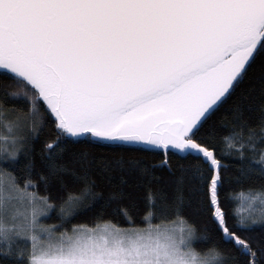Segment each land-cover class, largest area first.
Returning a JSON list of instances; mask_svg holds the SVG:
<instances>
[{
    "label": "snow or ice",
    "instance_id": "obj_1",
    "mask_svg": "<svg viewBox=\"0 0 264 264\" xmlns=\"http://www.w3.org/2000/svg\"><path fill=\"white\" fill-rule=\"evenodd\" d=\"M257 202L264 0H0V264H264Z\"/></svg>",
    "mask_w": 264,
    "mask_h": 264
},
{
    "label": "trees",
    "instance_id": "obj_2",
    "mask_svg": "<svg viewBox=\"0 0 264 264\" xmlns=\"http://www.w3.org/2000/svg\"><path fill=\"white\" fill-rule=\"evenodd\" d=\"M237 195L239 198L237 199L236 204H238L241 208H243L245 213H246L247 211H249L248 204L245 202V197L248 194L247 193H238ZM254 209L257 213L264 210V209H262V207L259 205L258 202L255 204ZM51 215L53 216V219L47 220L46 221L47 223H54L55 222V211H53L51 213Z\"/></svg>",
    "mask_w": 264,
    "mask_h": 264
}]
</instances>
